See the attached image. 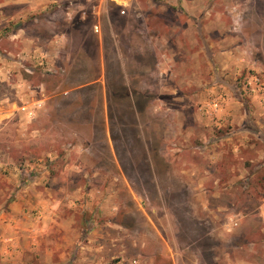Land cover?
Here are the masks:
<instances>
[{
	"label": "rangeland",
	"instance_id": "374dc122",
	"mask_svg": "<svg viewBox=\"0 0 264 264\" xmlns=\"http://www.w3.org/2000/svg\"><path fill=\"white\" fill-rule=\"evenodd\" d=\"M37 2L0 10V264H264V0Z\"/></svg>",
	"mask_w": 264,
	"mask_h": 264
},
{
	"label": "crops",
	"instance_id": "0c3cea01",
	"mask_svg": "<svg viewBox=\"0 0 264 264\" xmlns=\"http://www.w3.org/2000/svg\"><path fill=\"white\" fill-rule=\"evenodd\" d=\"M37 1L38 0H0V10H1L2 17L6 16L5 11H7L8 7L12 6L11 7L12 9H15V10L18 11L17 17H18L19 20L20 19L24 20V19H26L28 17H30L28 19L29 22H30V20H36V19H34L33 15L35 13V10L39 7L38 6L39 3ZM14 19H16V15L12 16V20H14ZM2 20H4V19H2ZM28 87L30 89V86L27 83H25L23 85L18 86V89L17 88L16 89H17L18 93H21V90L23 91L26 88L28 89ZM37 104H39V105L43 104L44 105L43 111L45 110L44 109L45 106H46V101L45 100H43L41 102H38ZM8 105H10V104H8ZM33 105H35V103L31 102V103H28L27 106H23L22 108L27 107V109H28L29 106H33ZM16 108L18 110L16 112L17 116L20 118L19 121H20V125H21L20 126V130L22 132L21 135L31 136V135H33V134H35L37 132H40V130L34 129V128L30 127V125H29V123H31V121H33L34 119H31L29 115H26V114L24 115L21 112H19L20 111V106L18 104L16 105ZM40 116H41V114L39 113L37 115L36 120L39 119ZM7 117H8L7 115L1 114L0 115V121L6 120ZM43 117L44 118L46 117L45 111H44ZM23 121H24V123H23ZM45 129L46 128H44V131H46ZM1 218H2V215H0V227H2L4 225V223L1 221Z\"/></svg>",
	"mask_w": 264,
	"mask_h": 264
},
{
	"label": "built area",
	"instance_id": "2783aa9c",
	"mask_svg": "<svg viewBox=\"0 0 264 264\" xmlns=\"http://www.w3.org/2000/svg\"><path fill=\"white\" fill-rule=\"evenodd\" d=\"M96 30H97V27H96ZM22 111L27 112L28 111L27 107L22 108ZM30 114L32 115L33 112H31Z\"/></svg>",
	"mask_w": 264,
	"mask_h": 264
}]
</instances>
